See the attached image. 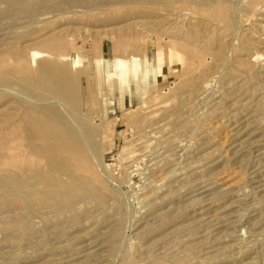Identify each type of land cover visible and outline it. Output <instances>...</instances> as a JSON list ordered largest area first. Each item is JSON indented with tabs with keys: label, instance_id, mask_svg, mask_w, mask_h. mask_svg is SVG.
<instances>
[{
	"label": "rangeland",
	"instance_id": "374dc122",
	"mask_svg": "<svg viewBox=\"0 0 264 264\" xmlns=\"http://www.w3.org/2000/svg\"><path fill=\"white\" fill-rule=\"evenodd\" d=\"M0 264H264V0H0Z\"/></svg>",
	"mask_w": 264,
	"mask_h": 264
},
{
	"label": "bare ground",
	"instance_id": "6f19581e",
	"mask_svg": "<svg viewBox=\"0 0 264 264\" xmlns=\"http://www.w3.org/2000/svg\"><path fill=\"white\" fill-rule=\"evenodd\" d=\"M39 55V53L38 52H34V53H32V61H34V59H35V57H37ZM159 60V59H158ZM78 61V59H73V62L75 63V62H77ZM79 62V61H78ZM158 62V61H157ZM133 63H134V65H136V67L139 69V67L141 66V63H139L138 62V60L137 59H133ZM113 66L115 67V68H119L120 69V75L122 76L125 72H126V68H125V64H124V62H122V61H118L117 63H113ZM34 176V175H33ZM35 177V176H34Z\"/></svg>",
	"mask_w": 264,
	"mask_h": 264
}]
</instances>
